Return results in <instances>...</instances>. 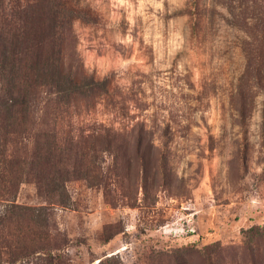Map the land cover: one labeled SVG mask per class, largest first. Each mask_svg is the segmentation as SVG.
Masks as SVG:
<instances>
[{
    "label": "rangeland",
    "instance_id": "obj_1",
    "mask_svg": "<svg viewBox=\"0 0 264 264\" xmlns=\"http://www.w3.org/2000/svg\"><path fill=\"white\" fill-rule=\"evenodd\" d=\"M66 1L92 21H74L65 71L109 93L60 125L118 135L62 196L19 187L16 203L44 209L55 264H264V0ZM29 224L12 217L10 237Z\"/></svg>",
    "mask_w": 264,
    "mask_h": 264
},
{
    "label": "trees",
    "instance_id": "obj_2",
    "mask_svg": "<svg viewBox=\"0 0 264 264\" xmlns=\"http://www.w3.org/2000/svg\"><path fill=\"white\" fill-rule=\"evenodd\" d=\"M76 20L90 22L91 14L66 0H0V264L56 262L41 245L49 227L44 209L16 203L20 185L34 182L40 193L62 196L63 180L79 172L90 152L117 147L118 131L105 124L68 135L60 125L63 115L70 118L75 100L90 107L109 93L106 79L65 71L64 51L75 37ZM34 116L45 121L43 128H27ZM17 137L22 138V155L11 148ZM84 173L90 177L89 169ZM12 217L31 224L27 230L15 227L10 237Z\"/></svg>",
    "mask_w": 264,
    "mask_h": 264
}]
</instances>
